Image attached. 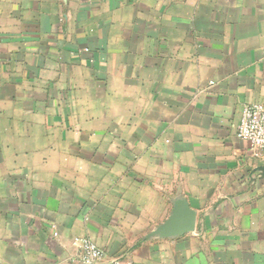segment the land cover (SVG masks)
<instances>
[{
  "label": "crops",
  "instance_id": "1",
  "mask_svg": "<svg viewBox=\"0 0 264 264\" xmlns=\"http://www.w3.org/2000/svg\"><path fill=\"white\" fill-rule=\"evenodd\" d=\"M264 0H0V264H264Z\"/></svg>",
  "mask_w": 264,
  "mask_h": 264
},
{
  "label": "built area",
  "instance_id": "2",
  "mask_svg": "<svg viewBox=\"0 0 264 264\" xmlns=\"http://www.w3.org/2000/svg\"><path fill=\"white\" fill-rule=\"evenodd\" d=\"M237 138L250 143L255 150H264V105L247 104L244 106ZM76 244L82 246L83 264H96L104 257V252L87 238H78Z\"/></svg>",
  "mask_w": 264,
  "mask_h": 264
}]
</instances>
